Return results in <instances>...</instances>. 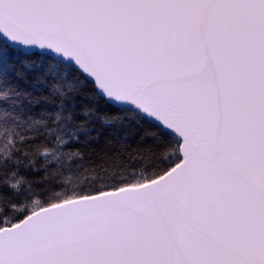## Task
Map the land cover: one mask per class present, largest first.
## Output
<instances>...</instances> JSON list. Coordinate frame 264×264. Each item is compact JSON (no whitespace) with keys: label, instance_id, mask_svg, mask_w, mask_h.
<instances>
[{"label":"snow or ice","instance_id":"1","mask_svg":"<svg viewBox=\"0 0 264 264\" xmlns=\"http://www.w3.org/2000/svg\"><path fill=\"white\" fill-rule=\"evenodd\" d=\"M0 264H264V0H0Z\"/></svg>","mask_w":264,"mask_h":264}]
</instances>
